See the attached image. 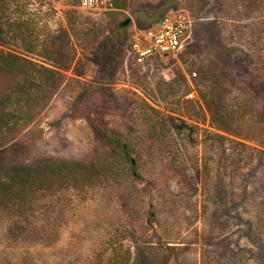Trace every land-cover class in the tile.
Returning <instances> with one entry per match:
<instances>
[{
  "label": "rangeland",
  "instance_id": "obj_1",
  "mask_svg": "<svg viewBox=\"0 0 264 264\" xmlns=\"http://www.w3.org/2000/svg\"><path fill=\"white\" fill-rule=\"evenodd\" d=\"M78 4L0 0V264H264V0ZM177 11L182 51L135 63ZM68 161L95 179L15 182Z\"/></svg>",
  "mask_w": 264,
  "mask_h": 264
},
{
  "label": "built area",
  "instance_id": "obj_2",
  "mask_svg": "<svg viewBox=\"0 0 264 264\" xmlns=\"http://www.w3.org/2000/svg\"><path fill=\"white\" fill-rule=\"evenodd\" d=\"M78 7L105 13L115 10L114 0H79ZM193 27L192 18L184 13L167 12L151 26L140 32L136 31L134 40L130 42L128 54L137 64H142L160 53L178 54L182 51Z\"/></svg>",
  "mask_w": 264,
  "mask_h": 264
},
{
  "label": "trees",
  "instance_id": "obj_3",
  "mask_svg": "<svg viewBox=\"0 0 264 264\" xmlns=\"http://www.w3.org/2000/svg\"><path fill=\"white\" fill-rule=\"evenodd\" d=\"M79 3V0H78ZM119 3L117 2L116 5ZM123 25V22L120 23ZM26 32H30L29 29ZM17 175V174H16ZM15 181L18 185L30 188L32 191L46 189L49 186L74 185L77 182H85L94 180L96 171L90 165H84L78 162L68 161L63 165L54 167L50 171L42 175H17ZM15 184L14 182H11ZM10 185L0 181V202L5 197L6 188ZM6 203H13L10 198H6ZM131 260V252L125 251L121 254H114L109 259L104 260L102 264H129Z\"/></svg>",
  "mask_w": 264,
  "mask_h": 264
}]
</instances>
